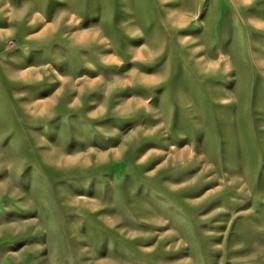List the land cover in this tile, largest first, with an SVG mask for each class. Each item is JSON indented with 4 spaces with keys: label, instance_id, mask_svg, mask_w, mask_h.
Segmentation results:
<instances>
[{
    "label": "rangeland",
    "instance_id": "obj_1",
    "mask_svg": "<svg viewBox=\"0 0 264 264\" xmlns=\"http://www.w3.org/2000/svg\"><path fill=\"white\" fill-rule=\"evenodd\" d=\"M0 264H264V0H0Z\"/></svg>",
    "mask_w": 264,
    "mask_h": 264
}]
</instances>
